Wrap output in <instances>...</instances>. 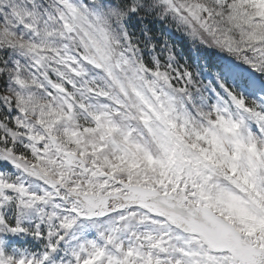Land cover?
Wrapping results in <instances>:
<instances>
[{
  "label": "snow or ice",
  "instance_id": "1",
  "mask_svg": "<svg viewBox=\"0 0 264 264\" xmlns=\"http://www.w3.org/2000/svg\"><path fill=\"white\" fill-rule=\"evenodd\" d=\"M0 264H264V0H0Z\"/></svg>",
  "mask_w": 264,
  "mask_h": 264
},
{
  "label": "trees",
  "instance_id": "2",
  "mask_svg": "<svg viewBox=\"0 0 264 264\" xmlns=\"http://www.w3.org/2000/svg\"><path fill=\"white\" fill-rule=\"evenodd\" d=\"M152 27L154 29H156L157 27H162V25H156V24H154V25H152ZM171 35H172L174 41L179 44L180 50L187 51L188 45L183 41V39L180 38L177 33H174L173 32V33H171Z\"/></svg>",
  "mask_w": 264,
  "mask_h": 264
},
{
  "label": "rangeland",
  "instance_id": "3",
  "mask_svg": "<svg viewBox=\"0 0 264 264\" xmlns=\"http://www.w3.org/2000/svg\"><path fill=\"white\" fill-rule=\"evenodd\" d=\"M179 35V34H178Z\"/></svg>",
  "mask_w": 264,
  "mask_h": 264
}]
</instances>
